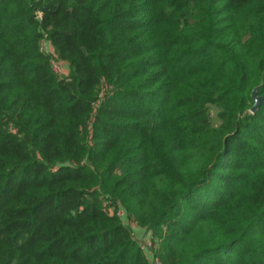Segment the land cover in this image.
Wrapping results in <instances>:
<instances>
[{"label":"trees","instance_id":"1","mask_svg":"<svg viewBox=\"0 0 264 264\" xmlns=\"http://www.w3.org/2000/svg\"><path fill=\"white\" fill-rule=\"evenodd\" d=\"M256 87L264 0H0V264H264Z\"/></svg>","mask_w":264,"mask_h":264},{"label":"built area","instance_id":"2","mask_svg":"<svg viewBox=\"0 0 264 264\" xmlns=\"http://www.w3.org/2000/svg\"><path fill=\"white\" fill-rule=\"evenodd\" d=\"M50 45L48 43H45V45ZM44 45V49L47 51V52H52V50L50 51L48 46L45 47ZM51 46V45H50ZM67 67H65L66 69ZM53 69L55 70V72H57L58 74H67V71L68 68L65 70L63 65L60 63V62H56V61H53ZM145 248V247H144ZM146 251H148V248H145ZM151 258V261H152V264H161L160 260L158 259V257H156L153 253H152V257Z\"/></svg>","mask_w":264,"mask_h":264},{"label":"rangeland","instance_id":"3","mask_svg":"<svg viewBox=\"0 0 264 264\" xmlns=\"http://www.w3.org/2000/svg\"><path fill=\"white\" fill-rule=\"evenodd\" d=\"M44 45H45V43H44ZM47 46H48V48H49L50 51H51V50L53 51V49H52V47H51L50 45H47V44H46L45 47H47ZM61 64L63 65L64 69H65V67L68 68L67 63H61ZM67 68H66V69H67ZM66 69H65V70H66ZM68 70H69V69H68ZM68 70H66L67 73L69 72ZM119 213H120V215H122V216L125 214L123 210H120ZM123 217H124V216H123ZM132 225H135V224H132ZM140 242H141V244H142L143 247L148 248V250L152 251L153 244H152V242H151L150 239H148V238H146V237H143V239H140Z\"/></svg>","mask_w":264,"mask_h":264},{"label":"water","instance_id":"4","mask_svg":"<svg viewBox=\"0 0 264 264\" xmlns=\"http://www.w3.org/2000/svg\"><path fill=\"white\" fill-rule=\"evenodd\" d=\"M84 51H86L85 48H84ZM258 90H259V87H256V88L253 90V93H252V97H253V100H254V105H253L252 108H251V111H252V112L257 111L258 108H259L261 105L264 104V98L258 94Z\"/></svg>","mask_w":264,"mask_h":264},{"label":"crops","instance_id":"5","mask_svg":"<svg viewBox=\"0 0 264 264\" xmlns=\"http://www.w3.org/2000/svg\"><path fill=\"white\" fill-rule=\"evenodd\" d=\"M132 229H133V232L135 234V236L138 238V239H143V237H146V238H150V234L144 229V228H141L137 225H131ZM148 252L150 253V257H152V253L150 250H148Z\"/></svg>","mask_w":264,"mask_h":264}]
</instances>
